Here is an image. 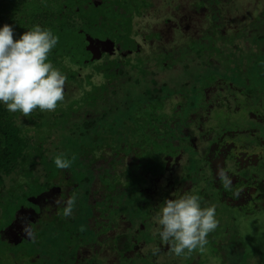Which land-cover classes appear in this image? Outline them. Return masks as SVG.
Wrapping results in <instances>:
<instances>
[{"label":"trees","instance_id":"obj_1","mask_svg":"<svg viewBox=\"0 0 264 264\" xmlns=\"http://www.w3.org/2000/svg\"><path fill=\"white\" fill-rule=\"evenodd\" d=\"M198 1L209 22L201 31L193 24L191 46L139 57L142 44L134 37L148 6L143 0H0V24L13 25L17 36L37 24L52 30L58 44L49 60L67 77L55 111L24 117L0 104L1 245L30 244L32 264L43 254L42 264H81L82 248L88 260L106 258L101 253L116 245L119 262L137 264L142 244L153 238L160 244L153 227L163 184L173 191L175 179L184 187L211 181L205 207L218 201L221 171L234 188L258 192L264 152L239 167L201 151L230 129L243 149L258 143L264 149L259 113L235 120V127L222 124L215 135L206 127L215 107L231 112L244 105L240 96L219 101L222 91L233 88L264 104V1L250 22L238 24V7H228L237 0ZM60 153L70 168H56ZM74 194L73 214L64 217L62 202ZM15 255L21 253L8 257Z\"/></svg>","mask_w":264,"mask_h":264},{"label":"rangeland","instance_id":"obj_2","mask_svg":"<svg viewBox=\"0 0 264 264\" xmlns=\"http://www.w3.org/2000/svg\"><path fill=\"white\" fill-rule=\"evenodd\" d=\"M143 1L147 3L148 6L142 12L143 17L138 18L137 26H135V28L138 29V33L135 37L133 36L142 44L141 50L136 52V55L139 57L150 52L159 53L163 50L166 51L172 49L176 44L179 46H191L193 37H195L196 34L192 29L193 24L199 29V31H201V29L205 28L209 22V11L204 16L198 13V11L200 12V4L198 0ZM261 1L263 2L264 0H260V2ZM262 2L257 4V6L255 0H237L236 3L234 1V3L228 7L231 8V11L238 7V13L235 14L237 24L239 22L248 23L254 15L253 8L259 10L262 8ZM93 78L95 80L99 79L97 76H94ZM176 101L177 99H174V102ZM252 108L254 112H258L263 116L260 117L261 119H264V104L260 102L253 103ZM211 111H213L212 117L208 119L206 127L210 129L209 134L215 135L217 127L219 129L222 128V124H228V122H222V124H220L218 120L226 118L229 121H233L234 117H230L228 113L223 114L219 108ZM241 112L242 111L237 112L236 116ZM221 114H223L222 117H218ZM254 138L259 140L258 137ZM223 143L224 144L217 152H221L224 155L235 159L236 157L241 156L243 146L232 136L224 140ZM263 150L264 149L261 146L254 145L251 152H258L260 155L264 152ZM207 152L209 154V151ZM203 153L205 154L206 152L201 151L202 155ZM247 153H249V151H247ZM209 174L212 175L211 173ZM207 180L210 181V179ZM210 182H208V184H202V181H200L194 183V186L192 187H184L183 183L178 179H175L173 180V184L170 185L174 188L173 191L166 188L167 186L163 184L158 194L164 199L177 198L186 193H195L202 198L205 191H211ZM208 185L210 187H207ZM179 186H181L180 189ZM223 196H225V193L220 194L219 198ZM263 200L264 184L259 186L258 192H252V196L241 201L240 203L242 204L236 205L218 200V203L216 202L215 205L218 224L216 229L208 234L207 243L202 248H197L191 253L186 252L182 256L177 257L171 252V243L162 242L159 238L160 244H158L153 238L148 244H142L140 252L136 250L137 264H229V261L232 259L238 260L237 264H264ZM255 201L260 202L256 204L254 203ZM154 222L157 226H154L153 229L154 232H157L159 229L157 218H155ZM114 232L110 233L112 237L111 240L109 239L110 244L113 241ZM153 236L159 237L156 233H154ZM1 244L4 243L0 241V264H32L35 262L33 261L34 257L32 256L33 247L30 244H23L18 247H8L7 245L3 246ZM113 246V251H111L113 254L107 253L106 251L101 254L105 255L106 258L110 257L112 264H116V262L122 264V261L119 262L120 252L116 245ZM6 251L7 253H5ZM11 252L16 254L21 253V255H15L14 259H9L8 256ZM87 253L88 250L85 248H82L81 252L78 253V259L83 261L81 264H109L106 258L93 259L95 258L93 257L84 260ZM47 256V254H43L42 258L37 262H40V264L48 262L46 259Z\"/></svg>","mask_w":264,"mask_h":264},{"label":"clouds","instance_id":"obj_3","mask_svg":"<svg viewBox=\"0 0 264 264\" xmlns=\"http://www.w3.org/2000/svg\"><path fill=\"white\" fill-rule=\"evenodd\" d=\"M57 44L58 37L52 30L38 24L18 36L13 25L0 24V104L8 112L27 117L35 109L55 111L63 102L67 77L49 60V53ZM54 164L57 169H68L71 160L60 153ZM218 175L223 187L229 188L231 180L227 174L221 171ZM62 203L63 216H72L75 194ZM157 224L160 240L171 243L172 254L180 257L202 248L218 221L214 205L202 206L199 195L186 193L163 200Z\"/></svg>","mask_w":264,"mask_h":264},{"label":"flooded vegetation","instance_id":"obj_4","mask_svg":"<svg viewBox=\"0 0 264 264\" xmlns=\"http://www.w3.org/2000/svg\"><path fill=\"white\" fill-rule=\"evenodd\" d=\"M232 89L233 88H230V89H228L227 91H228V93L226 94V93H224L223 91H222V93H220V98H219V101H232V100H234L235 99V97H237V96H240V97H242L243 98V100H244V105L243 106H239L238 108H235V111H231V112H229V111H227V109L226 108H224V107H221V106H219V107H215V110H216V108L218 109H220V111L224 114V113H228L229 115H230V117H234L233 118V121H229L228 119H223V120H218V122H220V124H222V122H228V124L230 125L231 123L233 124V126L235 125H237L236 123H235V120H237V119H239V120H242V118H250L253 114V103H255V102H253V96L252 95H241V94H243L242 92H239V93H235V94H233L232 93ZM222 94H225V96H221ZM222 99H224V100H222ZM218 101V102H219ZM223 102V103H224ZM224 105V104H223ZM226 107V106H225ZM224 108V109H223ZM222 109V110H221ZM239 111H242L238 116H236V113L237 112H239ZM256 113H258V112H256ZM223 114H221L220 116H218V117H222V115ZM260 115V114H259ZM248 116V117H247ZM210 119V118H209ZM262 120V122L264 123V119H261L260 117H259V121H261ZM226 125V124H225ZM224 125V126H225ZM220 129H222V130H224L225 128H220ZM251 129H255V128H251ZM243 130V129H242ZM241 131V130H240ZM240 131H238V132H240ZM243 131H249V129L248 128H246V129H244ZM242 131V132H243ZM233 132L234 131H232L231 129L230 130H228V131H226V132H224V133H222L221 134V132H220V134H217V140H218V142H217V144H216V147H213L212 146V148H214V149H209L208 151H209V154H208V152H206V154L209 156V158H215V159H225L227 162H231V164H230V166L232 165V163H233V161L235 162V163H237V165L239 166V167H245V166H247V164H250V165H252L254 162H255V160H256V158H258L259 157V153L258 152H255V153H253V152H251V150H252V148L251 149H243L241 152V156L240 157H236V159L235 158H232V157H228V156H226V155H224L223 153H221V152H217V151H219L220 150V147H222V145L224 144L223 142H224V140H226V139H228V138H230L231 136L232 137H234V134H233ZM241 133V132H240ZM257 145H259L260 146V143H258ZM249 148V147H248ZM247 151H249V153H247ZM264 151V150H263ZM217 153V154H216ZM247 154V155H246ZM231 160H233V161H231ZM230 179H233L232 177L230 178ZM221 188H223V190L221 189ZM221 188H218L217 189V191L219 190V189H221L220 191H218L220 194H223L224 192H228L227 194L225 193V196H223V197H221V198H219L220 197V194L218 195V197H217V199L218 200H221V201H223V202H228V203H230V204H242V203H240L241 201H244V200H246L249 196H252V189H247L246 187V189H245V191H243L242 190V188H234V184L233 183H231V185H230V187L229 188H225V187H221ZM260 201H262V200H260ZM260 201H255L254 203H256V204H258ZM264 201V200H263ZM25 227H27L26 225H24V227L23 228H25Z\"/></svg>","mask_w":264,"mask_h":264}]
</instances>
